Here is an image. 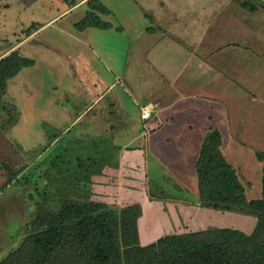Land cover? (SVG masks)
Wrapping results in <instances>:
<instances>
[{"label":"rangeland","instance_id":"374dc122","mask_svg":"<svg viewBox=\"0 0 264 264\" xmlns=\"http://www.w3.org/2000/svg\"><path fill=\"white\" fill-rule=\"evenodd\" d=\"M33 1L35 0H0V54L27 35L25 31L32 21H46L70 6L64 0H38L32 7ZM79 1L74 0L78 4L62 12L63 17L58 16L57 20L46 25L39 33L24 38L18 44L19 52L32 58L34 63L24 66L8 80L6 91L0 99V258L14 249L25 236L24 224L37 213L40 202L43 201L42 188L46 186V189L53 190L50 184L53 180L62 193L69 191L73 197L80 193L79 195L89 199L102 200L113 208L137 198L143 206L139 219L143 241H149L161 232L179 233L232 221L240 222V228L247 232L255 222L251 215L216 212L203 215L205 221L202 219L201 223L197 216L199 212L186 210L187 215L182 214V202H188L190 197L187 195L190 191L182 192V187L175 183L174 175L164 176L162 182L147 179L150 180L148 182L129 150V145L136 144L137 141L133 140L127 145L120 144L124 140L114 141L119 145L116 146L118 156L108 164L101 165L99 160H95L96 154L90 148L95 143L100 144L97 140L103 136L76 134V125L64 130L72 117L86 105L78 86L80 75L76 68L80 62L72 53L78 52L82 61L89 63L92 70L102 76L104 84L108 85L116 80L115 86L105 97L118 93L123 103V116L129 119L136 113L137 108L131 104L133 93L149 79L142 68L141 71L132 72V64L131 67L128 64L125 67L127 50L132 45L133 33L130 26L138 29L149 26L152 23L151 16L158 8L155 7L154 0ZM178 1L190 7L207 4L209 10L213 2ZM242 1L230 0V16L239 15L232 9V4H241ZM250 1L264 8L259 0ZM91 15H97L105 26H81L82 20ZM66 26L69 32L60 30ZM235 26L238 27L237 30H241L240 23ZM75 46H79L81 51ZM236 55L235 60L240 69H245V63L253 67L257 60L255 58L253 63L244 62L243 54ZM133 57L132 55V61ZM69 60L74 62L73 65L68 64ZM72 68L75 70L72 71ZM252 73L257 85L259 84L256 88L259 99L255 104H244V108L248 105L251 107L248 113L251 119L247 128L254 134L253 142H258L259 147L264 150V72ZM117 77L125 80L127 91L123 90L125 86ZM62 111L64 117L61 119L59 115ZM93 149L95 150L94 147ZM53 158L59 161L58 166L53 163ZM251 160L248 168L235 167L248 199L260 197L262 189L261 162L255 156ZM3 161L17 174L10 182V175L1 163ZM81 163L89 167L79 170ZM157 193L163 199L156 198Z\"/></svg>","mask_w":264,"mask_h":264},{"label":"crops","instance_id":"0c3cea01","mask_svg":"<svg viewBox=\"0 0 264 264\" xmlns=\"http://www.w3.org/2000/svg\"><path fill=\"white\" fill-rule=\"evenodd\" d=\"M37 1L31 2V6ZM259 1L264 6V0ZM154 2L158 8L151 16L152 23L141 29L130 26L132 45L127 50L125 67L132 64V72L142 68L149 79L133 93L131 104L137 108L136 113L129 119L123 116V103L118 93L105 97L116 80L104 84L102 76L92 70L89 63L82 61L78 52L70 51L80 62L76 68L80 75L78 86L86 105L72 117L64 130L76 125V134L107 136L113 142L124 140L120 143L122 145L137 141L129 145V150L145 179L162 182L164 176L174 175L181 191H190L187 195L190 202L198 194L195 163L209 130H219L220 149L234 169L236 166L250 167L254 156L261 162L260 168L264 163L257 156V152L264 153V150L258 142H253L254 134L247 128L251 107L244 108L245 102L255 104L259 99L256 89L259 84L252 77V71L264 72V8L251 11L239 2L232 4V9L239 15L230 16V0H213L210 10L203 3L190 7L178 0ZM62 12L43 22L36 20L39 22L36 29L24 38L36 35L46 25L63 17ZM237 23L241 24V30H237ZM67 27L60 30L69 32ZM24 38L20 37V41L0 56L14 46L18 48ZM236 54H243L244 62L253 63L255 58L258 61L255 60L253 67L245 63V69H240ZM73 63L69 60L68 64ZM117 78L127 91L125 80ZM143 106L150 110L146 119L140 116ZM59 116L64 117L63 111ZM194 207L196 211V205L191 208ZM208 213L214 214L213 211ZM236 223L241 227L240 222Z\"/></svg>","mask_w":264,"mask_h":264},{"label":"trees","instance_id":"16d2710c","mask_svg":"<svg viewBox=\"0 0 264 264\" xmlns=\"http://www.w3.org/2000/svg\"><path fill=\"white\" fill-rule=\"evenodd\" d=\"M65 1L75 4L74 0ZM242 5L251 11L258 8L250 0H244ZM91 17H85L80 25L105 26L97 15ZM37 25L33 21L25 33L29 35ZM33 63V59L22 55L18 48L0 56V99L8 80ZM98 141L100 144L95 143L91 152L96 154L95 160L101 165L108 164L118 156L119 145L107 136ZM220 145L219 130H209L195 163L198 194L195 200L182 202V214L186 210L199 212L200 222L205 221L203 215L209 211L251 215L255 222L247 232L232 221V226L231 223L211 224L179 233L161 232L143 241L139 230L143 206L137 198L113 208L102 200L89 199L80 193L77 197L69 191L62 193L53 180L50 183L52 191L46 186L42 188L43 201L35 216L24 224L25 236L0 258V264H264V163L261 195L248 199ZM257 156L264 159L263 152H257ZM1 163L10 175V182L17 174L4 161ZM53 163L57 165L59 161L53 158ZM87 167L81 163L79 170ZM157 195L156 198L163 199ZM193 205L197 206L196 211L191 209Z\"/></svg>","mask_w":264,"mask_h":264},{"label":"built area","instance_id":"2783aa9c","mask_svg":"<svg viewBox=\"0 0 264 264\" xmlns=\"http://www.w3.org/2000/svg\"><path fill=\"white\" fill-rule=\"evenodd\" d=\"M140 116L143 119L148 118L150 116V110L146 106L141 107L140 108Z\"/></svg>","mask_w":264,"mask_h":264}]
</instances>
